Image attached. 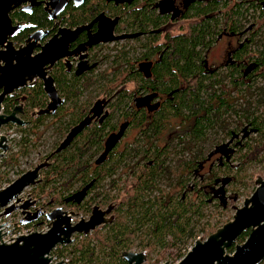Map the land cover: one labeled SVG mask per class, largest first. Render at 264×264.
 I'll use <instances>...</instances> for the list:
<instances>
[{
    "label": "trees",
    "instance_id": "trees-1",
    "mask_svg": "<svg viewBox=\"0 0 264 264\" xmlns=\"http://www.w3.org/2000/svg\"><path fill=\"white\" fill-rule=\"evenodd\" d=\"M263 4L264 0L190 1L183 17V29L179 30V35L167 38L166 51L154 70L157 85L163 87L156 92L165 98L160 110L151 120V125L146 129L152 140L145 144L150 150L147 148L143 154L146 159H152L153 164L149 166L144 163L138 166L134 179L132 177L129 180L131 177L128 173L125 181H118L114 177L120 169L119 165L128 164L131 155L125 154L120 160L117 159L119 156H114L102 166L94 169L90 167L95 154H89L90 150L85 149L88 146L90 149L99 146L103 131L97 128L79 138L72 148L65 149L51 159L49 168L41 172L42 182L29 192V196L39 200L47 211L62 208L75 212L77 217L85 218L93 206L104 208L124 193L112 224L99 228L86 237L74 236L72 245L57 248L51 253V257L65 261V264H125L121 254L132 252L134 240L138 241L135 248L139 249V253L151 252L156 248L168 249L188 241L193 243L198 240V233L210 236L224 225H218L221 222L218 220V226L210 227L206 224L195 230L192 224L194 219L199 222L205 217L204 206L209 205L212 199H217L223 208L227 206L226 191L223 190L225 185H240L247 191L255 182L252 179L253 174L247 176V168L251 164L264 161L260 155L264 151ZM256 13L258 14L255 16ZM140 15L142 21L147 19L144 10ZM152 24H155L154 19ZM224 30L231 37L240 40L246 38L249 41L244 48L236 49L237 57L240 52H245L249 55V60L257 66L249 74V81L246 83L241 67L227 65L213 74L204 69L205 52L218 41ZM151 44L154 45V42ZM160 49L162 48L151 51H161ZM130 53L122 47L114 59L117 68L114 75L120 78L125 76L123 84L130 82L133 77L129 73L132 62L139 60L134 55L130 57ZM105 61H108V57H105ZM135 81H139L138 76ZM100 82V92L109 96L112 93L108 90L111 81L108 80L106 71L100 76ZM81 85L80 81L73 80L70 88L62 87L63 95L74 107L83 102L80 97L88 90L85 85ZM131 98V91L122 90L114 104L116 113L124 116L132 114L133 110H127L131 105ZM85 102H90V94ZM140 113L142 114L136 118L138 127L145 122L144 112ZM81 114L75 112L69 117L70 121L76 122ZM64 117L58 122L59 127L51 131V137L55 135L56 142L50 153L63 139L66 122ZM45 121V118L42 119L40 126ZM176 129L179 131L178 145L171 150L166 145L165 150L159 152L154 138L157 139L164 130ZM22 133L25 136L18 143V152L2 160L0 167L18 165V157L25 158L31 149H35L36 144L29 137L32 133ZM232 141L234 151L229 156V163L224 162L222 166L216 163L210 173L202 168V162L210 151ZM234 161L238 164L235 167L230 166ZM172 164L177 167L176 172L171 169ZM23 173L19 172V175ZM177 178L179 187L175 181ZM171 179H175L176 186L171 185ZM92 180L95 183L80 204L67 201L73 192H79ZM161 181H166L167 190L160 188L163 184ZM188 181L192 183L190 187L186 186ZM172 191L177 194L170 196ZM155 192L157 195L152 197ZM41 228L42 225H39L35 229ZM247 236V232L240 236L238 243L242 244ZM227 252L231 254L233 249Z\"/></svg>",
    "mask_w": 264,
    "mask_h": 264
},
{
    "label": "flooded vegetation",
    "instance_id": "flooded-vegetation-1",
    "mask_svg": "<svg viewBox=\"0 0 264 264\" xmlns=\"http://www.w3.org/2000/svg\"><path fill=\"white\" fill-rule=\"evenodd\" d=\"M190 1L21 0L19 5L14 7L8 15L10 29L4 33L6 40L0 47V55L3 58H1V65L5 67L6 58H10V63H8L12 67L18 65L17 71L19 72L23 73L28 69L38 70L36 64L32 68V65L26 63L22 57L18 55L10 56L12 53L7 50L8 44L16 53L27 48L31 52L29 56L31 59L42 55L44 49L51 44V54L44 60V62H47L43 67L46 74L44 80L37 77L32 82L27 81L24 87L16 89L13 94L7 95L2 101L0 115L10 116L16 112L15 117L22 122V125H9L3 127L0 132L2 133V130L16 132L21 140L25 136L22 132L30 131L32 135L29 137L39 138V132L42 129V132H44V129L49 127L46 131H55L59 127L58 122L65 116L63 118L64 122L66 120L63 131L64 139L74 128L83 122H87L68 148H72L79 138L88 131L97 128L99 131H103L99 146L92 149L88 146L85 149L90 150L89 154H95L90 167L94 169L102 166L114 156H119L117 159L120 160L121 156L125 154L131 155L129 163L119 165V170L126 171V173L128 171L131 179L132 177L134 179V172L138 166L144 163L149 166L153 164V160L146 159L143 154L149 147L145 144H149L152 140V138H149L150 135L146 132V129L151 125V120L160 110V105L165 98L156 92L160 88L163 89V87L157 85L154 70L161 62L166 51L167 38L179 35V30L183 29V26L179 29V21L184 22L183 17ZM143 10L147 18L144 21L141 20L142 15H140ZM152 18L154 19V25L152 24ZM103 30L107 31L108 34L111 31L110 36L114 39L121 36L125 38L104 43V38L107 39L108 35H101L100 33ZM172 30H176V33H171ZM152 42H154V45L151 44ZM245 44H249L246 38L240 40L231 37L224 30L218 37V41L204 54L203 66L205 71L213 74L220 72L227 65L238 66L242 68L243 80L245 83L248 82L249 74L257 66L249 60V55L245 52H240L239 57H237V47L244 48ZM143 45H145L144 48ZM219 46L222 51L219 52L220 55L215 56L212 60V52ZM122 47L131 52L130 57L133 55L134 58L135 56L139 57L137 62H132L131 69L127 68L130 69L129 73L133 77L130 82L125 84H123L126 79L125 76L120 78L118 75H114L117 71L114 59ZM159 47L162 48L161 51H151V49ZM105 57H108V61H105ZM21 58L22 61L17 63ZM54 58L56 59L52 61ZM25 64L27 66H24ZM105 65L108 66L105 68ZM247 70H250V72ZM104 71L107 73L108 80L111 81L108 90L112 93L109 96H104L100 92L102 90L100 76ZM136 76L139 77L138 82L135 81ZM45 80L52 82V87L57 92L58 98L63 102L57 107L53 115L38 114L50 103V99L45 93ZM73 80L80 81L88 89L80 97L83 102H79L78 107H74L62 93L63 88H70ZM85 80L89 82L86 83ZM122 90L132 92L131 105L127 110H133V113L129 116L116 113V110H114V104L117 103V97ZM1 94L2 90H0ZM89 94L90 102H85ZM141 111L144 112L145 122L138 127L136 126V118L142 114ZM75 112H81L82 114L76 122H72L69 117ZM44 118L46 121L43 126H40V121ZM154 141L156 148L160 149L159 152H162V149L165 150L166 145H169L171 150L179 143V131L178 129L164 130L157 139L154 138ZM224 145H228V148L223 149L222 146ZM233 146V141L226 142L216 147L214 151H210L202 162V168L210 173L216 163L219 166H222L224 162L229 163L231 158L229 156L234 151ZM148 150L150 149L148 148ZM171 159L169 158V160ZM145 160L146 162H144ZM170 167L176 172L177 167L174 164ZM177 179H171L172 186H176L175 181L179 182V179ZM161 182L166 184V181ZM90 183L94 185L95 180ZM177 187H179V184ZM76 193L78 192H73L72 196ZM172 194H177V192L172 191L169 193L170 196ZM109 206H113L110 216H113L114 222L118 204L109 203L106 207L100 208L105 210Z\"/></svg>",
    "mask_w": 264,
    "mask_h": 264
},
{
    "label": "water",
    "instance_id": "water-1",
    "mask_svg": "<svg viewBox=\"0 0 264 264\" xmlns=\"http://www.w3.org/2000/svg\"><path fill=\"white\" fill-rule=\"evenodd\" d=\"M20 2L21 0H0V47L6 40L4 33L10 29L9 12ZM111 31L109 34L105 30L100 33L108 35L107 39L104 38V43L125 38L121 36L114 39L110 36ZM7 50L12 53L10 56L18 55L25 59L26 63L32 65V68L36 64L38 70L28 69L23 73L19 72L17 71L18 65L12 67L9 64L10 58H6L7 63L3 67L1 65L3 58L0 55V90H2L0 106L7 95L24 87L27 81L32 82L37 77L45 79L46 74L43 67L47 62L44 60L51 54V44L44 49L42 55L35 59L29 57L31 52L27 48L16 53L8 44ZM22 58L17 63L22 61ZM45 93L50 103L38 114L53 115L63 102L58 98L50 80H45ZM15 113L10 116L0 115V130L9 125H22V122L15 117ZM86 124L87 122H83L74 128L43 162L21 174L5 188L0 189V220L18 213L20 219L13 225L29 228L25 234L5 242L4 239L11 232L7 229L11 225L8 222L0 224V264H65V261L53 263L51 253L59 247L72 245L74 236L86 237L113 222L114 218L110 216L113 206L105 210L99 206H93L87 218L81 217L75 222L77 216L73 211H65L62 208L47 211L39 204V200L30 196L27 199L23 197L26 190L42 182L41 172L49 168L50 160L68 148ZM222 148L227 149L228 145ZM9 149L7 137L0 132V159L6 157ZM92 185V183L88 184L67 201L80 204ZM255 186L256 189L249 198L244 200L242 207L234 209L232 220L206 239L196 240L191 250L177 264H261L264 262V178L258 177ZM43 224L46 225L47 230L36 231L35 228ZM246 232H249L248 237L242 244H238V239ZM231 248L233 252L229 254L227 251ZM121 259L125 264H144L146 256L144 253L123 252Z\"/></svg>",
    "mask_w": 264,
    "mask_h": 264
},
{
    "label": "rangeland",
    "instance_id": "rangeland-1",
    "mask_svg": "<svg viewBox=\"0 0 264 264\" xmlns=\"http://www.w3.org/2000/svg\"><path fill=\"white\" fill-rule=\"evenodd\" d=\"M257 14L258 13H256L255 16ZM261 22L255 26V28H254L255 30L261 24ZM182 25H183L182 21H179V29ZM247 25L248 26L250 25V21L247 22ZM174 26L176 27V25H174ZM174 32L176 33V30H172L171 33H174ZM221 51H222V48L220 46L216 47L214 49V51L212 52V60L215 58V56L217 57L218 55H220L219 52H221ZM107 66L108 65H105L104 67L106 68ZM262 112L264 113V109L262 110ZM42 131H43V129H42ZM42 131L39 132L40 138H38V137L37 138H31L30 137L32 143L36 144V147L33 150L31 149L29 154L25 158L18 157V160H17L18 165H15V166L13 165V166H8V167H5V166L0 167V189L7 186V184L9 185L14 180H16L20 176L19 172L25 173L26 171H28V170L34 168L36 165L40 164L42 162V158L44 156H46L48 153H50V151L52 150L53 144L56 142L55 135H53V137H51L52 136L51 131H46L44 133H42ZM1 134L4 136H12V141L10 143L9 152L7 153L5 158L0 159V164H1V161L6 159L10 154L18 152V150H19L18 149L19 148L18 143L20 142L19 135L16 132H10V130H4V131L2 130ZM260 155L264 159V151H262ZM237 164H238V162L234 161V162H231L230 166L235 167ZM204 170H206V169H204ZM232 170L234 171V169H232ZM127 173H128V171H127ZM127 173H126V171L117 170V173L114 175V177L118 181H125ZM204 173H206V171ZM246 174L248 177L250 176V174H253V178H252L253 181L254 180L256 181V179L258 177L264 178V161H262L261 163L251 164L247 168ZM129 180H131V178H129ZM191 185H192L191 181H188L186 186L190 187ZM160 186H161L160 188L167 190L165 188L167 186L166 184H162ZM219 188H220V186H219ZM255 189H256L255 182L247 189V191H244L243 187H241L240 185H233V184L225 185L223 187V190L226 191L225 197H226V201H227V206L225 208H223L222 205H219L217 199H212V201L209 203V205L204 206L203 214L205 217L199 222H196L194 219L193 224H192L193 227L195 228V230H197L198 228L201 227V225L209 224L210 227L215 226V225H217L218 220H221V222L218 223V225L225 224L226 222H228V220L231 221L232 217L235 213L234 209L235 208H241L244 200L249 198ZM30 190L31 189H28L25 191V194L23 196L25 199H27V197L29 196ZM180 194H181V192H180ZM156 195H157V192L153 193L152 197H154ZM121 196H124V193H121L119 196L116 197L117 200L114 201L115 204H119V202L122 198ZM212 196L213 195H211V197ZM231 201H233V203H230ZM44 203H46V201H44ZM39 204L41 205L40 202H39ZM81 217H75V222H77ZM85 218H87V217H85ZM19 219H20V216L18 215V213H14L11 216H9L8 218L0 220V224L8 222V224L11 225L7 229V231H11V232L7 235L6 238L11 239L16 234L26 232L29 229V228H25V227H21V226H17V225L14 226L13 224H16ZM43 226H46V225L43 224L42 227ZM198 236H199L198 239H206L208 237V235H206V233H198ZM168 241H170V239H168ZM137 243H138V241L134 240V247L132 249V252H137V253L140 252L138 248H135ZM193 244H194V242L192 243L191 241H188V243H186V244H179L176 247H170L168 249L156 248L155 251H151V252L144 251V253H146V257H147L144 264H177L182 259V257H184L187 254L188 248L192 247Z\"/></svg>",
    "mask_w": 264,
    "mask_h": 264
},
{
    "label": "built area",
    "instance_id": "built-area-1",
    "mask_svg": "<svg viewBox=\"0 0 264 264\" xmlns=\"http://www.w3.org/2000/svg\"><path fill=\"white\" fill-rule=\"evenodd\" d=\"M7 137V140H8V145H9V147H10V143H11V141H12V136H6ZM14 137V136H13ZM7 186H8V184H7ZM6 187V186H5ZM5 187H3V188H5ZM47 230V227L46 226H43L40 230H36V231H38V232H41V231H46ZM26 232H23V233H18V234H16L15 236H13V238H11V239H14V238H16V237H18V236H20V235H23V234H25ZM5 240V242H9V238H5L4 239ZM191 248L192 247H189L188 248V250H187V253L191 250ZM145 254V253H144ZM52 262L53 263H57V262H59L58 260H57V258H55V257H52Z\"/></svg>",
    "mask_w": 264,
    "mask_h": 264
}]
</instances>
